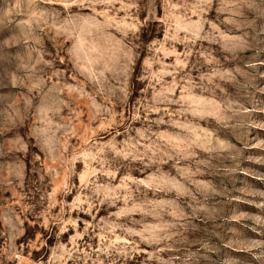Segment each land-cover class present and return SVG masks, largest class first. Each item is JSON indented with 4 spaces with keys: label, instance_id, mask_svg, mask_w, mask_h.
<instances>
[{
    "label": "rangeland",
    "instance_id": "1",
    "mask_svg": "<svg viewBox=\"0 0 264 264\" xmlns=\"http://www.w3.org/2000/svg\"><path fill=\"white\" fill-rule=\"evenodd\" d=\"M0 264H264V0H0Z\"/></svg>",
    "mask_w": 264,
    "mask_h": 264
}]
</instances>
